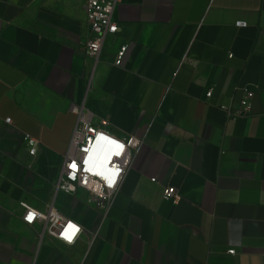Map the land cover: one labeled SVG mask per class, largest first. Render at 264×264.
Returning <instances> with one entry per match:
<instances>
[{
	"label": "crops",
	"instance_id": "0c3cea01",
	"mask_svg": "<svg viewBox=\"0 0 264 264\" xmlns=\"http://www.w3.org/2000/svg\"><path fill=\"white\" fill-rule=\"evenodd\" d=\"M115 20L95 64L81 3L0 0V264H264V0H120ZM246 100V118L223 110ZM74 106L144 141L108 212L56 190ZM21 203L83 233L50 238Z\"/></svg>",
	"mask_w": 264,
	"mask_h": 264
},
{
	"label": "built area",
	"instance_id": "2783aa9c",
	"mask_svg": "<svg viewBox=\"0 0 264 264\" xmlns=\"http://www.w3.org/2000/svg\"><path fill=\"white\" fill-rule=\"evenodd\" d=\"M76 1L83 5L86 24L93 35L86 44V54L97 64L108 40L116 38L119 34V24L115 20V14L120 0ZM236 26L246 28L247 24L238 22ZM130 48V44H123L119 47L115 59L116 67H124ZM212 95V91L208 92L207 98H211ZM248 95L250 96L251 93ZM223 110L227 111L232 119L246 118L252 112V104L246 100L241 106L224 107ZM73 113L78 118V124L72 136L70 150L65 156L56 190L68 194H75L80 190L87 191L91 196V202L99 209L108 212L113 207L122 180L132 168L144 141L135 137L120 139L96 127L95 115L85 106H74ZM6 122L10 123L11 120ZM25 141L30 155L35 156L38 142L28 136ZM107 156L114 158V163L109 166L104 164ZM109 181H112L111 186H109ZM152 182L156 183L157 179H152ZM163 195L165 200L176 204L182 199L179 190L174 187H166ZM21 206L25 212L23 221L31 226L36 223L43 224L44 234L50 238L67 245H74L83 233L81 226L54 208L41 212L27 203H21ZM30 213L34 214L31 220L27 219ZM69 225H74L78 229L71 240L65 238V232H70ZM229 254L235 256L237 251L232 249Z\"/></svg>",
	"mask_w": 264,
	"mask_h": 264
},
{
	"label": "snow or ice",
	"instance_id": "6c2138e0",
	"mask_svg": "<svg viewBox=\"0 0 264 264\" xmlns=\"http://www.w3.org/2000/svg\"><path fill=\"white\" fill-rule=\"evenodd\" d=\"M118 154H119V153H117V155H118ZM33 215H34V214L30 213V214L27 216V219L31 220V219L33 218ZM68 227H69L70 232H69V231H66V232H65V238L71 240V239H72V236L75 235V232L78 231V229H77L74 225H69Z\"/></svg>",
	"mask_w": 264,
	"mask_h": 264
},
{
	"label": "clouds",
	"instance_id": "9594fccd",
	"mask_svg": "<svg viewBox=\"0 0 264 264\" xmlns=\"http://www.w3.org/2000/svg\"><path fill=\"white\" fill-rule=\"evenodd\" d=\"M112 163H114V158L111 157V156H107L105 159H104V164L105 166H109L111 165ZM112 185V181H109V186Z\"/></svg>",
	"mask_w": 264,
	"mask_h": 264
}]
</instances>
